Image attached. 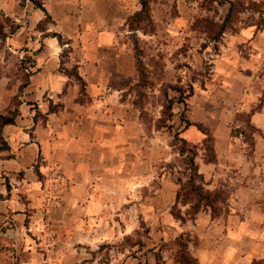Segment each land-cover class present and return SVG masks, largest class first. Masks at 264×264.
<instances>
[{"label":"crops","instance_id":"obj_1","mask_svg":"<svg viewBox=\"0 0 264 264\" xmlns=\"http://www.w3.org/2000/svg\"><path fill=\"white\" fill-rule=\"evenodd\" d=\"M111 1L112 6L108 0H44L40 8L32 0H0V10L17 26L7 38L8 48L22 62L28 58L32 70L20 97L21 116L3 130L10 151L0 155V264H99L88 250L103 239V194L111 192L106 183L117 194L137 193L152 186L155 164L174 158L167 133L148 131L130 94L125 97L137 81L135 53L124 39L126 22L140 9L139 0ZM191 4L154 0L152 19L162 29H180L178 24L194 12ZM253 33V39L236 45L238 51L223 46L218 56L226 103H216L206 91L190 97L193 118L188 119L210 128L217 154L215 163H205L201 154L199 172L208 189L228 190L231 209L219 218L204 210L184 224L175 221L180 232L198 238L189 248L198 264H250L264 243V122L259 123L264 106L250 117L262 133L252 155L233 128H240L241 95L234 92L243 86L238 80L252 81L251 68L258 63L262 73L264 67V29ZM50 34L69 42L63 65V47ZM237 60L246 66L242 74L235 71ZM72 68L84 82L83 95L79 81L65 72ZM35 107L45 121L35 120ZM157 177L165 186L159 192L175 199L172 174L163 171ZM143 206L151 208L149 198ZM122 222V235L135 230L133 222Z\"/></svg>","mask_w":264,"mask_h":264},{"label":"rangeland","instance_id":"obj_2","mask_svg":"<svg viewBox=\"0 0 264 264\" xmlns=\"http://www.w3.org/2000/svg\"><path fill=\"white\" fill-rule=\"evenodd\" d=\"M189 1L193 2L191 8H194V12L191 10L189 13L192 16L183 19L178 24L180 29H162L155 23L152 27L148 22H141L144 30L153 32L144 34L140 31L137 33L139 46L144 53L142 59L147 69L150 85L148 87L138 86L137 72V81L130 85L125 97L130 94L132 102L138 101L144 105L148 131L154 128L155 121L161 116L164 101L162 91H168V85H176L184 90L183 98H186L188 106L185 107L176 102L173 110L174 116L170 122L174 126V130L171 132L160 130L167 133L169 153L175 155L169 163L159 162L155 164V175L151 187L146 186L145 190L143 188L137 193L123 195L113 192L114 187L109 188L110 186L106 183L107 190H111V192L103 194L106 202V207L102 213L104 224L100 230L103 232V239L98 245H90V250H88L89 256L98 257L99 264H178L175 239L184 232H180L181 230L174 223L175 221L181 224L183 222L172 215L175 203L174 195L159 192L160 188L164 186V182L157 175L162 174L163 171L172 174L173 167L178 163V154L173 151L171 143L174 131L183 128L180 114L185 111L187 118L190 120L193 118L188 87H193L195 92L206 91L212 94L216 97V103L220 105L226 103L222 98L226 92L222 87L225 86H223L224 84L216 72L218 56L221 54L223 46L228 47L229 52L233 51L232 48H237L238 51L241 47L236 45H240L239 43L242 41L246 42L253 39L256 35L253 32L256 29H264V17L258 12L259 6L251 4L250 12L240 15L238 23L232 28L236 29L235 32L229 31L224 34L219 43L213 42L202 31L204 25L200 24V20H197L209 16L215 22L221 23L228 11V6L213 5L210 0ZM255 1L262 2L261 0ZM106 4L112 6L114 2L108 0ZM184 10L187 12L188 8ZM174 11L176 10L172 9L173 14ZM0 21H3L2 17H0ZM14 27L15 24L9 22L7 31L11 32ZM133 36L134 34L130 35L129 33L124 38L125 41L131 43V47H133ZM228 43H232V46H229ZM16 54L9 50L7 39L0 42V110L6 104L9 106L12 98L19 94L20 87L28 83L32 74L28 63L31 61L26 58L22 62V59H17ZM245 68L244 62L237 60L236 73L242 74ZM251 69H253L252 73L255 74L254 79L248 82L241 78L242 80H238V83L243 88L234 92L240 93L241 100L240 111L236 115V124L240 125V128H233L235 132L244 131L248 138L253 137L255 140L260 138L262 133L254 126L252 128L248 125L249 111H258L264 106V77L262 80L257 78L260 75L264 76V67L262 73L258 63ZM245 84L250 85V88ZM230 86L228 84V87ZM169 96L174 98L177 97V94L169 91ZM260 119L259 123L263 124L264 114ZM182 136L191 143L199 144L200 134L194 127L183 131ZM253 151L254 146L247 142V153L252 155ZM172 176L174 177L173 174ZM145 197L149 198L151 208H144ZM119 203L121 204L119 205ZM182 211L184 212L185 209ZM229 213H231V209L221 217ZM122 221L133 222L135 230L130 234L122 235L126 229ZM118 222H121L122 225H119ZM254 233L258 234L257 232ZM190 241L189 248L191 245L196 246L198 244V238L193 235ZM135 243L138 244L135 245ZM257 249L256 257L251 260L250 264H264V243L261 246L258 245ZM189 254L191 256L190 250Z\"/></svg>","mask_w":264,"mask_h":264},{"label":"trees","instance_id":"obj_3","mask_svg":"<svg viewBox=\"0 0 264 264\" xmlns=\"http://www.w3.org/2000/svg\"><path fill=\"white\" fill-rule=\"evenodd\" d=\"M37 7L43 8L44 0H32ZM154 0H139L140 9L131 15L126 22L127 29L131 34H134L133 38V50L135 53V63L136 70L138 72V86L148 87L150 85L147 76V69L143 62L142 56L143 52L139 46V38L137 36L138 32H143L148 34L144 30L145 28L141 26V22H148L154 27V22L151 16L152 3ZM211 4H217L218 6H223L228 4V11L222 20L221 23L215 22L214 19L207 17H202L200 24L204 25L202 31L207 34L208 38L216 43H219L222 40L224 34L229 31L235 32L236 29H232L236 23H238L240 15L250 12V5L259 6V11L262 16L264 15V5L262 2L257 1H246V0H210ZM0 17L3 18V21H0V42L6 41V39L16 30L15 26L11 32H8L7 24L12 23L11 19L5 17L4 13L0 10ZM50 22V18L47 19ZM195 30V29H194ZM197 30V29H196ZM49 36L57 37L60 45L63 47L61 53L62 65L69 60V55L71 52L70 47L66 45L69 44L67 40H64L58 34H50ZM63 69V67H62ZM65 72L75 76V78L80 83V94L84 93V82L78 77L76 69L72 68L71 70L65 69ZM25 85L20 87V92L18 95L14 96L5 109V111L0 112V155L3 152L10 151V146L5 140L3 130L8 125H15L18 118L21 116V93ZM168 91L163 92V103L161 116L155 121L153 125L154 129L157 131L166 130L173 131L174 126L170 123L172 122L174 116V104L177 102L183 104L187 107L186 98H183L184 90L176 85H168ZM169 91H173L177 94V97L171 98L169 96ZM194 90L193 87H188V97H191ZM81 99V98H80ZM79 100V99H78ZM133 104L140 111V116L147 125L148 121L146 120L145 107L142 103L134 101ZM35 120L42 119L45 121V116L39 111L38 107H35ZM54 108L50 107L49 111H53ZM254 113L252 110L249 113V117ZM180 121L183 128L176 129L173 134V141L171 147L175 153L178 154V163L173 167L172 174L174 175L175 181L178 185L176 191L175 203L172 209V215L177 219L185 222L186 220H193L201 211L209 210L211 217L219 218L224 213H227L230 209L229 199L230 193L228 190L218 187L214 190L207 188V181L203 174L199 172V165L197 158L202 154V159L205 163H215L217 160V154L215 150V139L214 136L207 126L203 123H196L190 121L186 117V112L180 114ZM248 125L254 128L250 120ZM148 126V125H147ZM194 127L197 132H199L200 137L198 138L199 144L191 143L186 138L182 136L183 131ZM234 134H239L246 139V142H249L250 145H255V140L253 137L248 138L246 133L242 130L234 131ZM248 139V140H247ZM11 157V155L5 156ZM182 207H186V210L183 212ZM192 235L188 232L181 233L175 239V246L177 249V262L178 264H198L196 259L190 256L189 254V243ZM138 243H135L137 245Z\"/></svg>","mask_w":264,"mask_h":264},{"label":"built area","instance_id":"obj_4","mask_svg":"<svg viewBox=\"0 0 264 264\" xmlns=\"http://www.w3.org/2000/svg\"><path fill=\"white\" fill-rule=\"evenodd\" d=\"M57 204V200L55 201V204L54 205H56Z\"/></svg>","mask_w":264,"mask_h":264}]
</instances>
